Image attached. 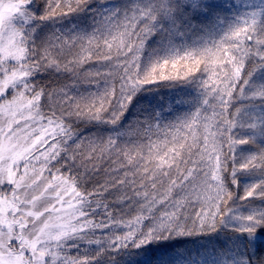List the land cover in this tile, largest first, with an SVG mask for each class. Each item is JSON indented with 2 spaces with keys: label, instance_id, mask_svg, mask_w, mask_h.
<instances>
[{
  "label": "snow or ice",
  "instance_id": "obj_1",
  "mask_svg": "<svg viewBox=\"0 0 264 264\" xmlns=\"http://www.w3.org/2000/svg\"><path fill=\"white\" fill-rule=\"evenodd\" d=\"M257 170L264 0H0V264H264Z\"/></svg>",
  "mask_w": 264,
  "mask_h": 264
},
{
  "label": "trees",
  "instance_id": "obj_2",
  "mask_svg": "<svg viewBox=\"0 0 264 264\" xmlns=\"http://www.w3.org/2000/svg\"><path fill=\"white\" fill-rule=\"evenodd\" d=\"M72 19H77L76 17H73ZM69 21H64V23H68ZM48 26L46 25V28H47ZM85 67L86 68H92V64L91 63H89V64H86L85 65ZM92 70L93 71H95V69L94 68H92ZM185 69H183V68H181L179 65L177 66V69H171V67H169L168 69H167V71L168 72H170V73H172V74H176L177 72H183ZM198 74V73H197ZM91 87V85L89 84V82H88V80L87 79H85V78H81L80 79V81H79V83L78 84H76V85H74V88H79V90L81 91V92H84L86 89H89ZM153 88H156V87H158V86H152ZM159 91L160 92H163V93H165V94H168L169 96L171 95V92H170V90L169 89H167V88H164V87H160L159 88ZM86 94V93H85ZM143 95H146V96H155V93H145V94H143ZM141 98L140 97H138L137 98V100H140ZM139 110H140V106L136 103V102H134V105L129 109V112L128 113H126V115H125V119L121 122V126H124V125H127L128 124V122L129 121H132L133 120V117L134 116H136L137 114H139ZM133 123H135L134 121H133ZM88 131V129H85V132H87ZM180 135H185V133H180ZM126 140H132V141H136V131L134 130V129H127V134L124 136V137H122L121 138V142H123V141H126ZM50 143L52 142L51 140L49 141ZM46 147V146H45ZM243 147H245V148H249V149H251L252 151H255L256 150V145H245V146H243ZM41 150H43V149H41ZM261 178H264V177H262V174L257 170L254 174H252V175H245V176H242V183H241V185H240V190H239V192L238 193H236L237 195H243V188L245 187V183H244V181H249V182H256V181H258L259 179H261ZM246 203V202H245ZM261 200L259 199V198H256L254 201H253V204H254V206H259V205H261ZM190 211H191V209H189ZM127 211V210H126ZM100 217L98 216L96 219H99ZM224 237H223V235L221 234V236H220V239H223ZM196 241H202L201 242V244L203 243V244H207L208 243V241L207 240H196ZM196 241H194V242H191L190 244H188L187 246H191L192 244H194ZM92 247H95V245L94 246H92ZM71 251H73V252H75L76 250L74 249H72Z\"/></svg>",
  "mask_w": 264,
  "mask_h": 264
},
{
  "label": "rangeland",
  "instance_id": "obj_3",
  "mask_svg": "<svg viewBox=\"0 0 264 264\" xmlns=\"http://www.w3.org/2000/svg\"><path fill=\"white\" fill-rule=\"evenodd\" d=\"M21 123L23 124L24 123V121H21ZM27 131V130H26ZM33 136H35L36 134H38V133H36V132H32L31 133ZM42 159V158H41ZM34 163H37V164H39L40 162L39 161H36V162H34ZM68 197H66V199H67ZM201 242L202 241H196L194 244H192L191 246H188L189 248H194V247H199L200 245H201ZM203 244V243H202ZM94 246V245H93ZM85 247H88L87 245H85ZM92 247V246H91ZM74 250V249H73Z\"/></svg>",
  "mask_w": 264,
  "mask_h": 264
}]
</instances>
